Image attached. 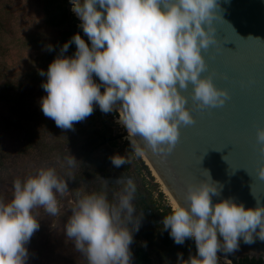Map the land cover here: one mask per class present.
I'll return each mask as SVG.
<instances>
[{
  "label": "clouds",
  "instance_id": "clouds-1",
  "mask_svg": "<svg viewBox=\"0 0 264 264\" xmlns=\"http://www.w3.org/2000/svg\"><path fill=\"white\" fill-rule=\"evenodd\" d=\"M89 43L80 34L60 47L47 70L46 93L39 101L44 116L61 129L92 114L116 111L135 157L145 148L165 156L179 138V126L194 123L180 90L191 84L190 96L197 108L222 106L227 91L214 86L211 76H202L206 63L201 50L215 44L214 28L218 0H69ZM70 44L72 56H65ZM46 49L52 51V45ZM98 78L97 83L93 77ZM101 87L103 91H101ZM259 152L264 155V127L256 129ZM119 167L130 158L109 157ZM57 162L73 180L77 160L67 154ZM264 180V163L256 170ZM208 175V173H207ZM100 191L74 193L71 215L62 231L87 264H133L130 245L139 231L142 210H137V185L132 178L115 181L118 190L109 199L108 181ZM12 195L0 199V264H26L27 243L39 229L34 209L60 215L57 196L69 192L65 177L55 167H40L23 180L12 182ZM220 186L201 180L186 186L187 206L174 203L161 221L174 243L186 239L195 244V254L177 264H218L217 253L238 250L239 242L264 241V205L246 208L232 198L213 203ZM218 236L220 238H218ZM142 246H146L143 242Z\"/></svg>",
  "mask_w": 264,
  "mask_h": 264
},
{
  "label": "water",
  "instance_id": "water-1",
  "mask_svg": "<svg viewBox=\"0 0 264 264\" xmlns=\"http://www.w3.org/2000/svg\"><path fill=\"white\" fill-rule=\"evenodd\" d=\"M215 11V44L201 50L207 65L201 75L211 76L228 97L222 106L197 108L191 84L180 90L194 123L179 126L178 141L167 155L145 148L144 156L176 203L187 206L186 186L210 178L220 186L213 203L232 198L254 208L257 202L264 205V180L256 174L264 155L255 139L256 129L264 127V0H218ZM229 255L264 258V241L240 240Z\"/></svg>",
  "mask_w": 264,
  "mask_h": 264
},
{
  "label": "rangeland",
  "instance_id": "rangeland-1",
  "mask_svg": "<svg viewBox=\"0 0 264 264\" xmlns=\"http://www.w3.org/2000/svg\"><path fill=\"white\" fill-rule=\"evenodd\" d=\"M35 4L37 0H16L17 15H24V19L19 17L20 24L16 28L19 30L18 35L33 34L41 41L40 46L27 49L15 46L6 54H3L4 51L0 52V139L3 140L0 150V199L7 201L11 198L13 180H23L40 167H55L58 175L65 177L69 192L63 196H57L60 206L59 216H50L39 208L33 210V214L38 215L40 227L26 245L29 254L26 264H87L83 256L74 250L72 242L66 239L62 229L71 215L70 208L73 204L74 193L89 191L86 185L74 182V179L68 180L65 176V168L57 162V157L63 161L68 153L80 161L82 159L81 150L79 149V152L76 147L72 146L73 144H67L62 129L55 123L51 126L43 125V120L34 108V103L31 109L25 107L22 111L15 94L1 86L5 81L27 85L29 80L26 78V72L34 64L33 61L46 50V46L53 44L56 39V30L45 25L43 15ZM70 12L73 13L71 10ZM25 22L26 26H24ZM8 40L5 38L0 43L1 46L7 47ZM28 85L27 88L25 87L29 92L28 97L36 102V106L46 93L38 84ZM96 118L99 124H109L113 134H122L123 140L127 136L126 130L115 123L118 119L117 112L111 115L100 111ZM111 119L112 122H110ZM22 144H25V147L21 148ZM76 168L72 170L74 178ZM151 175L163 193L161 203L171 205L169 196L163 190V184L152 173V170ZM145 179L148 181V178ZM143 242H146V249L152 264H177V253L171 252L164 237L145 222H141L139 231L133 233L132 243L143 245ZM229 261L228 258L218 257V264H227Z\"/></svg>",
  "mask_w": 264,
  "mask_h": 264
},
{
  "label": "trees",
  "instance_id": "trees-1",
  "mask_svg": "<svg viewBox=\"0 0 264 264\" xmlns=\"http://www.w3.org/2000/svg\"><path fill=\"white\" fill-rule=\"evenodd\" d=\"M15 2L16 0H0V43L5 38L9 39L7 47H2L0 44V52L4 51L3 54L11 51L15 46L27 49L40 46L41 44V41L35 38L33 34L24 33L18 35L19 30L16 26L20 24V18L24 19V15H17L18 10ZM35 5L43 15L45 25L57 32L56 39L51 44L52 51L46 49L33 61L34 64L26 72V78L29 80L28 84L34 83L41 86L46 78L38 74L39 70H47L49 63L59 54L60 47L65 42L70 41L73 34H80L86 43H89V41L82 29L78 27L80 21L70 12L69 0H37ZM24 26H26V22ZM74 52L75 45L70 44L64 55L72 56ZM93 79L99 83L98 78L94 76ZM28 84L5 81L1 86L15 94L19 108L22 107V111L25 107L31 109L34 103V108H36V111L40 114L39 117L43 120L42 124L53 125L55 122L44 116L39 103L35 106L36 102L28 97L29 92L25 89V87L29 86ZM101 91H103L102 87ZM93 107L92 114L83 121L74 122L72 129H62L64 133L62 135L67 144H73L72 146L78 150L80 149L82 153V159L78 161L76 168L74 182L86 185L87 190L91 193L100 191L104 183L103 179H105L108 181V194L109 199H111L112 191L119 188L115 181L119 178H132L137 185L134 203L137 210H142L143 212L141 222H145L155 228L157 233L164 237L171 252L182 254L185 260L190 253L194 255L195 244L192 239H186L183 245H178L170 238L168 231L163 230L161 221L164 215L169 214L171 205L161 203V199L164 197L163 193L159 190L158 183L154 182V177L151 175V170L145 164V161L142 157L134 156L131 152L130 142L126 139L123 140L122 134H113L109 124L98 123L96 115L100 114V109L96 105ZM110 114H116V112L113 111ZM110 122H112V119ZM2 146L3 140L0 139V150ZM23 147H25V144H22L21 148ZM114 154L125 158L129 157L130 162L126 160L124 165L116 167L109 159ZM145 178H148V181ZM130 249L133 264H152L146 246L132 243ZM227 257L230 260L227 264H264V258L262 257L244 256L238 258L229 254Z\"/></svg>",
  "mask_w": 264,
  "mask_h": 264
},
{
  "label": "bare ground",
  "instance_id": "bare-ground-1",
  "mask_svg": "<svg viewBox=\"0 0 264 264\" xmlns=\"http://www.w3.org/2000/svg\"><path fill=\"white\" fill-rule=\"evenodd\" d=\"M142 157L145 159L146 163L149 165L150 169L152 170V173H153V174L157 177V179L159 180L157 174L155 173L153 167L150 165V163H149V161L147 160V158H146L145 156H142ZM159 181H160V180H159ZM163 190H164V192L169 196V199H170L171 205L174 204V203H176V202L173 200V198L171 197V195L169 194V192L166 190V188L164 187V185H163Z\"/></svg>",
  "mask_w": 264,
  "mask_h": 264
}]
</instances>
